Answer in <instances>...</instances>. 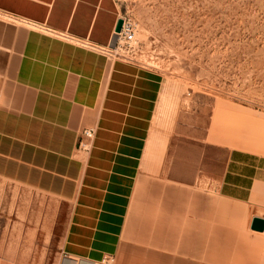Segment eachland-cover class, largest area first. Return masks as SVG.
Returning <instances> with one entry per match:
<instances>
[{
	"label": "crops",
	"instance_id": "obj_1",
	"mask_svg": "<svg viewBox=\"0 0 264 264\" xmlns=\"http://www.w3.org/2000/svg\"><path fill=\"white\" fill-rule=\"evenodd\" d=\"M0 15L24 25L0 19V181L60 204L57 264H149L148 251L123 250L131 198L150 179L180 184V146L196 140L194 124L163 104L159 73L101 52L120 20L116 0H0ZM200 168L188 162V186L198 177L216 199L242 205L249 233L189 218L205 227L188 234L189 248L240 264L250 237L264 264V232L250 230L264 219V155L231 149L217 172L206 160Z\"/></svg>",
	"mask_w": 264,
	"mask_h": 264
},
{
	"label": "rangeland",
	"instance_id": "obj_2",
	"mask_svg": "<svg viewBox=\"0 0 264 264\" xmlns=\"http://www.w3.org/2000/svg\"><path fill=\"white\" fill-rule=\"evenodd\" d=\"M116 3L120 19L135 28L133 50L119 54L159 73L163 104L196 131L194 142L180 146L179 185L170 178L150 179L134 190L124 232L130 243L123 250L148 251L149 264H234L231 257L227 263L215 257L205 261L198 242L189 248L191 231L197 238L205 233L204 226L189 225V218H210L225 224L229 233L246 235L243 206L216 199L198 177L193 187L184 178L193 160L197 176L204 160L217 172L231 149L264 155V0ZM64 220L58 202L0 181V264H57ZM240 244L238 263H261V251L256 254L250 237Z\"/></svg>",
	"mask_w": 264,
	"mask_h": 264
},
{
	"label": "built area",
	"instance_id": "obj_3",
	"mask_svg": "<svg viewBox=\"0 0 264 264\" xmlns=\"http://www.w3.org/2000/svg\"><path fill=\"white\" fill-rule=\"evenodd\" d=\"M120 20L122 21L120 32L114 33L110 45L105 50H101V52L110 58H121L129 61L127 57L120 55L119 51L123 50L128 53L133 50L132 44L134 43L135 39V28L129 20L125 18H122ZM93 136L94 131L92 129L86 130L82 133V138L85 141H90ZM114 260L115 259L113 257H106L101 261V264H114Z\"/></svg>",
	"mask_w": 264,
	"mask_h": 264
},
{
	"label": "water",
	"instance_id": "obj_4",
	"mask_svg": "<svg viewBox=\"0 0 264 264\" xmlns=\"http://www.w3.org/2000/svg\"><path fill=\"white\" fill-rule=\"evenodd\" d=\"M121 25H122V21L121 20L117 21V24L114 30L115 33L120 32ZM250 230L256 233H262L264 231L263 219H259V218L252 219L251 224H250Z\"/></svg>",
	"mask_w": 264,
	"mask_h": 264
}]
</instances>
